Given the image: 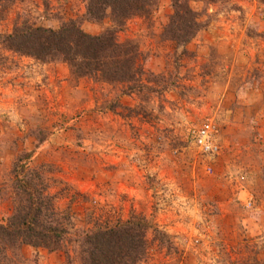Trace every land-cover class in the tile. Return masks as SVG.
<instances>
[{
    "label": "rangeland",
    "instance_id": "1",
    "mask_svg": "<svg viewBox=\"0 0 264 264\" xmlns=\"http://www.w3.org/2000/svg\"><path fill=\"white\" fill-rule=\"evenodd\" d=\"M189 4L202 28L184 46L163 33L168 0L118 32L143 62L131 94L76 78L63 62L15 54L0 39V221L16 203V164L55 194L59 211L70 205L67 251L25 245L12 264H81L82 232L131 215L168 243L159 249L148 230L140 264H264V0ZM84 6L16 0L0 17V36L16 18L58 29L82 19ZM109 25L83 21L81 29L96 35ZM208 120L217 127L213 156L188 136Z\"/></svg>",
    "mask_w": 264,
    "mask_h": 264
},
{
    "label": "trees",
    "instance_id": "2",
    "mask_svg": "<svg viewBox=\"0 0 264 264\" xmlns=\"http://www.w3.org/2000/svg\"><path fill=\"white\" fill-rule=\"evenodd\" d=\"M16 0H0V17ZM159 0H85L82 19H69L58 29L37 26L27 18H16L10 33L1 35V45L21 56L42 63L63 62L76 78L120 86L122 94L137 91L144 73L134 43H120L117 34L127 21L148 17ZM171 14L163 33L174 45L184 46L202 28L189 0H168ZM3 17V16H2ZM110 25L96 35L81 29L83 21ZM141 60V62H140ZM26 164L14 165L15 206L11 215L0 221V264L22 246L43 248L49 252L67 250L68 211L55 206L56 196L40 188L42 182L26 178ZM155 232L159 249L168 245L165 234L145 217L131 215L125 221H96L82 232L79 243L81 264H140L148 256L146 233ZM16 256V255H15Z\"/></svg>",
    "mask_w": 264,
    "mask_h": 264
},
{
    "label": "built area",
    "instance_id": "3",
    "mask_svg": "<svg viewBox=\"0 0 264 264\" xmlns=\"http://www.w3.org/2000/svg\"><path fill=\"white\" fill-rule=\"evenodd\" d=\"M188 136L201 155L213 156L218 153L217 127L213 121L208 120L202 124L189 127Z\"/></svg>",
    "mask_w": 264,
    "mask_h": 264
}]
</instances>
